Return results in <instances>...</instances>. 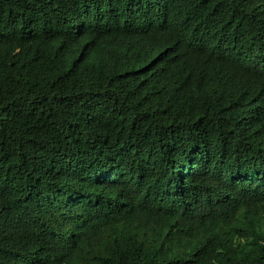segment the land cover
<instances>
[{
    "label": "trees",
    "instance_id": "16d2710c",
    "mask_svg": "<svg viewBox=\"0 0 264 264\" xmlns=\"http://www.w3.org/2000/svg\"><path fill=\"white\" fill-rule=\"evenodd\" d=\"M0 264H264V0H0Z\"/></svg>",
    "mask_w": 264,
    "mask_h": 264
},
{
    "label": "rangeland",
    "instance_id": "374dc122",
    "mask_svg": "<svg viewBox=\"0 0 264 264\" xmlns=\"http://www.w3.org/2000/svg\"><path fill=\"white\" fill-rule=\"evenodd\" d=\"M10 98H11V96H10L9 92L5 88H3L1 90V101H2V103L7 104L10 101Z\"/></svg>",
    "mask_w": 264,
    "mask_h": 264
}]
</instances>
